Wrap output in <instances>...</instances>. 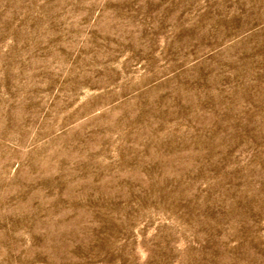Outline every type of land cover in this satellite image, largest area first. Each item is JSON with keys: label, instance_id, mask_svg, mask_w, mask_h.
I'll return each mask as SVG.
<instances>
[{"label": "rangeland", "instance_id": "obj_1", "mask_svg": "<svg viewBox=\"0 0 264 264\" xmlns=\"http://www.w3.org/2000/svg\"><path fill=\"white\" fill-rule=\"evenodd\" d=\"M0 264H264V0H0Z\"/></svg>", "mask_w": 264, "mask_h": 264}]
</instances>
